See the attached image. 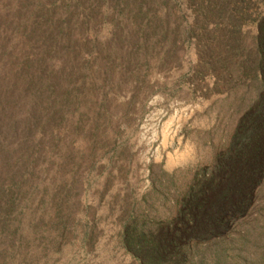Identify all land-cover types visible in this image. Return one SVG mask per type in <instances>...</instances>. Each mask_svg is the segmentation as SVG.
<instances>
[{
    "label": "rangeland",
    "instance_id": "1",
    "mask_svg": "<svg viewBox=\"0 0 264 264\" xmlns=\"http://www.w3.org/2000/svg\"><path fill=\"white\" fill-rule=\"evenodd\" d=\"M259 23L264 0H0V264H264V162L204 220L264 101Z\"/></svg>",
    "mask_w": 264,
    "mask_h": 264
},
{
    "label": "trees",
    "instance_id": "2",
    "mask_svg": "<svg viewBox=\"0 0 264 264\" xmlns=\"http://www.w3.org/2000/svg\"><path fill=\"white\" fill-rule=\"evenodd\" d=\"M256 51L258 54L257 66L261 75L263 90H264V25L259 23L258 32L256 34ZM235 147L233 148V153L231 156L222 157L215 166V172L218 174L216 180L224 183L227 182V189L232 191L234 194V199L230 201L227 207L220 209V207L214 208L209 212L206 217L205 223L206 227L210 228L212 226H217L222 223V218L225 214L236 210L245 204L246 197L253 185L254 179L262 168V159L259 155L263 154L264 151V101L259 103L256 108L248 113L242 120L238 123L236 131L234 133ZM263 151V152H262ZM260 160V161H259ZM238 163L237 167L234 169L230 166V162ZM239 181H243L245 185L243 186ZM231 185V186H230ZM222 196L224 194H221ZM225 196V195H224ZM206 200L197 202H190L191 212H186L189 209L186 206L185 213H188L187 220L184 222V226L188 229H194L195 220L200 216V211L202 208H206ZM196 204H201V209L198 211L196 209ZM168 243L171 244L170 241ZM167 243V245H168ZM170 247L160 248L161 251H167Z\"/></svg>",
    "mask_w": 264,
    "mask_h": 264
}]
</instances>
